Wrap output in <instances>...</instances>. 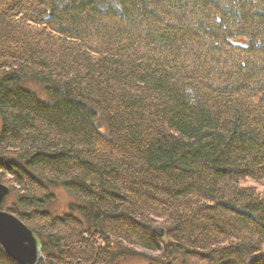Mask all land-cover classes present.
<instances>
[{"label":"trees","instance_id":"obj_1","mask_svg":"<svg viewBox=\"0 0 264 264\" xmlns=\"http://www.w3.org/2000/svg\"><path fill=\"white\" fill-rule=\"evenodd\" d=\"M247 180L264 181V0H0V209L38 264H264ZM0 264L18 263L0 246Z\"/></svg>","mask_w":264,"mask_h":264},{"label":"water","instance_id":"obj_2","mask_svg":"<svg viewBox=\"0 0 264 264\" xmlns=\"http://www.w3.org/2000/svg\"><path fill=\"white\" fill-rule=\"evenodd\" d=\"M10 193V188L0 182V203ZM153 231L164 238V229L156 226ZM0 246L18 264H38L42 259L41 242L36 233L14 214L0 209Z\"/></svg>","mask_w":264,"mask_h":264},{"label":"rangeland","instance_id":"obj_3","mask_svg":"<svg viewBox=\"0 0 264 264\" xmlns=\"http://www.w3.org/2000/svg\"><path fill=\"white\" fill-rule=\"evenodd\" d=\"M24 85L28 89L34 91L39 98L45 99L44 91L38 83H36L35 81H27V82H25ZM250 184L255 185L257 187L258 192L261 195H264V181L254 182L253 180H247V181L241 182V185H250ZM53 191L55 192V193L54 192L53 193L56 195V197H55L54 203L52 204L51 207L55 211H52V210L51 211L62 213L66 209L68 210V207H69L68 204L71 202L72 196L70 197L60 187L53 188ZM139 253H142V255L135 256V257H127V258L121 259V260H119L118 264H148V262H149L148 256L152 255V253L149 251H145L143 249H140Z\"/></svg>","mask_w":264,"mask_h":264}]
</instances>
